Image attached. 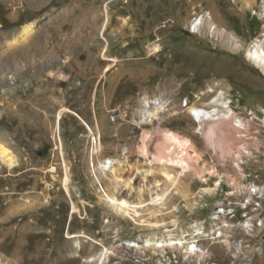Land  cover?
<instances>
[{"label": "rangeland", "instance_id": "374dc122", "mask_svg": "<svg viewBox=\"0 0 264 264\" xmlns=\"http://www.w3.org/2000/svg\"><path fill=\"white\" fill-rule=\"evenodd\" d=\"M263 2L0 0V140L18 159L12 172L0 164L1 264H264V72L246 56L264 41ZM28 23L34 35L9 49ZM144 98L164 107L151 122ZM190 107L221 116L200 125ZM89 133L102 158H127L122 178L137 191L165 185L161 165L144 166L146 176L128 167L144 163L142 147L150 158L167 152L168 133L191 142L185 159L201 177L189 171L166 208L140 211H161L165 225L139 226L101 199L113 186L92 172ZM137 191L116 196L137 202ZM167 231L199 252L144 247Z\"/></svg>", "mask_w": 264, "mask_h": 264}, {"label": "bare ground", "instance_id": "6f19581e", "mask_svg": "<svg viewBox=\"0 0 264 264\" xmlns=\"http://www.w3.org/2000/svg\"><path fill=\"white\" fill-rule=\"evenodd\" d=\"M104 14H105V20L103 24L105 28L109 24V14L107 9L104 10ZM201 23L202 20L200 19L199 24ZM197 26L198 24H194V29H197L198 28ZM209 27L211 32H214L219 36L226 35V32L223 29L219 28L218 26H216L211 22H209ZM34 33H35L34 24L33 23L25 24L24 26L21 27L20 31L11 40L7 42L8 48L15 49L19 46L25 45L31 39ZM226 38L229 43H232L234 41V39L230 35H226ZM246 56L250 61H252L256 66H258L264 72V41L256 40L246 51ZM214 102H215L214 100L211 101V103ZM143 103L145 105L144 106L145 109L142 111L141 114L142 122H146V121L151 122L158 117V113L164 111L163 105L158 100L151 102L148 99L144 98ZM63 111L64 110H61L59 112V116H61ZM188 112L198 121L200 125L204 121L218 120L217 118L221 116V113H219V111L216 109L210 111L202 108L190 107L188 108ZM236 123L238 124V126H241V122L239 120H237ZM93 135L94 134L89 133V137L91 138L93 143L92 151H91V163L94 162V159L96 161L92 163L93 164L92 172L95 174L97 180H100V175L102 176V174L108 176L111 179L110 183L113 186L110 187L108 191L103 192L101 199L106 204L110 205L118 215H120L121 217L131 218L133 221L139 224V226H149V227L158 228L160 226L165 225V223L160 222L162 215L164 217V214H162L161 211L158 210L152 211L151 219H144L140 211L149 205L151 207L153 206L159 209L166 208V204L171 198L170 195L171 193H173L170 190L171 185L176 186V184H178L180 180V177L185 176L189 171L192 170L194 171V174L197 177L199 178L201 177L199 170L189 167L188 162L185 159L187 155L186 154L187 150L192 147L191 142L188 140H181L177 138L175 135L168 133L165 134V140L169 144L167 148V152L166 151L163 153L159 152L156 155L151 156L150 158V156L147 154V150L142 147L136 151L137 152L136 155H138V157L140 158H143L145 160L144 163L139 164V162L138 163L136 162L133 165L129 163L130 165L128 167L129 170L136 171L137 174L139 175L140 173H143L146 176L147 173L150 174L152 169L144 170V166L148 165L149 167H152V165H161L162 168L160 170V173L161 176L164 178L165 185L163 183L154 181V184H152L151 187L147 185L145 186V184H143L142 185L143 187L138 188L137 191V189L131 186V184H133L132 179L129 178V180L128 179L125 180L122 178V175L124 174V170H125L123 167L126 164L128 165L127 158H124L123 160H119V159L112 160V159L102 158L101 155L103 153V146L101 145L100 138H98V135L97 136L96 135L93 136ZM172 151H175L174 154L172 153ZM194 155L197 157L199 156L196 152ZM0 164L6 167L9 170V172H12L13 169L18 166V159L13 154V151L9 148V146L5 142L1 140H0ZM173 167L179 169V171L177 172V176L172 174V172H170ZM62 185L66 193H69V177H65V179L62 181ZM46 189H49L48 185H46ZM119 189H121L122 191L126 189L133 192L137 191L139 199L137 200V202H131L127 199L120 200L116 196V194L119 193ZM144 192H147L146 194H148L150 197L149 198L150 201L148 203H145L144 198H142ZM183 192L185 193V191ZM72 209L74 211H77L75 205L72 206ZM193 227L196 228V225H194ZM196 231L198 232V234H200L198 229ZM179 240L181 241L182 238H179ZM179 240H177L174 237L171 231H167L165 236L163 235L159 236L157 234L147 235L144 240V243H145V247H150L154 250L162 248V251L164 249L163 247L164 245L167 246L171 245L173 247L176 245L179 246L180 248H185L183 252H185V254L188 257H190V255L192 254H196V252H199L198 246L195 244L196 243L195 240L188 241L186 246H181ZM184 241L185 240L183 239V242ZM227 242L228 241H225V243ZM76 244H77L76 247H80L79 242H76ZM2 260H3L2 263L4 264L8 263L5 259Z\"/></svg>", "mask_w": 264, "mask_h": 264}, {"label": "built area", "instance_id": "2783aa9c", "mask_svg": "<svg viewBox=\"0 0 264 264\" xmlns=\"http://www.w3.org/2000/svg\"><path fill=\"white\" fill-rule=\"evenodd\" d=\"M177 242H179V241H177ZM134 246H136V245H128L127 244V247H134ZM144 247H145V243H144ZM156 261H161V257H158L157 259H156ZM172 262H174V261H172Z\"/></svg>", "mask_w": 264, "mask_h": 264}, {"label": "water", "instance_id": "95a60500", "mask_svg": "<svg viewBox=\"0 0 264 264\" xmlns=\"http://www.w3.org/2000/svg\"><path fill=\"white\" fill-rule=\"evenodd\" d=\"M49 151H51V147L47 148L46 150H44V154L49 153Z\"/></svg>", "mask_w": 264, "mask_h": 264}]
</instances>
